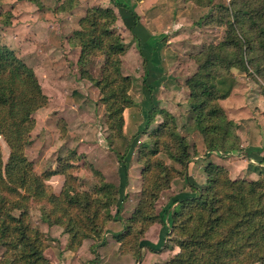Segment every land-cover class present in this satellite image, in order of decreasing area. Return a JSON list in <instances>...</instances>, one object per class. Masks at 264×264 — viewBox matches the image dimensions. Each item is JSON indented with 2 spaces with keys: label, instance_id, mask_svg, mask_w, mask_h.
Returning a JSON list of instances; mask_svg holds the SVG:
<instances>
[{
  "label": "trees",
  "instance_id": "1",
  "mask_svg": "<svg viewBox=\"0 0 264 264\" xmlns=\"http://www.w3.org/2000/svg\"><path fill=\"white\" fill-rule=\"evenodd\" d=\"M111 1L116 7L128 8ZM204 1L201 4L196 0L210 6L211 21L225 29L219 41L206 44L193 56L196 70L184 80L188 88L186 102L192 128L202 136L206 153L215 150L227 155L237 151L240 144L236 126L221 105L235 84L232 69L256 78L264 95V0ZM130 13L137 18L136 13ZM12 18L9 10L0 9L1 24L9 26ZM116 21L113 8L88 7L70 39L79 47L81 75L99 89L108 128L121 137L124 110L134 101L129 94L132 79L120 68L127 45L113 28ZM129 30L137 40L132 26ZM140 54L144 60V86L147 59ZM98 55H103L104 61L100 77L94 79L84 65ZM47 102L33 68L12 48L0 43V137L8 148L4 159L0 145V264H56L46 253L48 237L31 224L33 206L44 223L58 226L67 234L65 247L73 252L84 240L100 238L111 220L122 219L123 187L121 192L94 170L93 188L80 190L75 151L58 155L54 168L35 170L26 149L32 142L34 113ZM157 113L161 119L156 122ZM61 125L65 130L64 122ZM137 133L146 134L136 149L141 187L136 206L124 219L123 230L113 235L118 252L132 254L137 263L141 247L156 252L168 240L177 250L166 264H264V176L233 177L227 166L207 161L203 165L206 181L198 187L187 173L195 157L187 136L178 131L173 113L156 108L155 103ZM133 138L130 152L138 135ZM124 156L117 153L126 169ZM53 175L63 177L58 192L47 183ZM176 178L183 179L190 191L174 194L157 212L155 205L161 192L169 189ZM114 204L116 210L112 213ZM155 222L161 223L164 235L152 244L142 237Z\"/></svg>",
  "mask_w": 264,
  "mask_h": 264
},
{
  "label": "rangeland",
  "instance_id": "2",
  "mask_svg": "<svg viewBox=\"0 0 264 264\" xmlns=\"http://www.w3.org/2000/svg\"><path fill=\"white\" fill-rule=\"evenodd\" d=\"M205 2L200 0L201 4ZM215 2H219V0ZM220 2H228V0H220ZM201 4L196 0H173L169 5L162 4L163 10L169 15L161 23L168 26L171 22L170 27L177 23V27L171 28L166 33L162 51L160 47L152 50L151 42L148 46L139 47L149 62V66L152 65L151 69L154 70L149 74L151 70L147 68L149 71L146 76V85L143 86V57L136 46L129 50L134 44L132 33L125 27L129 25V18L123 19L124 17L111 4L110 0H38L37 4L25 0L0 1L2 12L9 10L13 15L9 26L0 23V43L12 48L28 66L33 68L43 92L48 97L47 104L34 113L36 123L31 132L32 142L26 149L27 156L33 161L35 170L40 172L54 168L58 155H64L68 150H73L78 158L79 167L76 174L79 178L80 190L93 188L95 181L93 171L96 170L101 172L107 181L119 187L121 192L122 187L125 191L120 212L122 219L111 220L100 238L84 240L86 243L79 253L81 264H103L104 262L105 264H122L123 260L118 259V256L122 258L131 256L132 264H166L165 261L177 250L176 246L174 247L168 240H166L165 247L156 252L144 246L141 247L136 263L132 254H118V249L115 250L114 236L108 233H118L123 230L124 219L131 215L139 198L141 167L137 162L136 149L146 139V134L137 132L141 125L139 123L144 120L146 112L153 103L156 104V108H163L156 97L160 91H157L158 83L162 79V73L158 74L162 70L155 66L160 51L164 87L171 88L173 86L176 90L188 89L184 80L196 70L193 56L206 44L219 41L224 34L225 27L217 24L216 21H211L208 16L211 7ZM91 6L113 8L117 16L113 28L122 36L127 45V51L122 57L120 68L124 75H129L132 79L129 94L133 98L135 109L132 107V112L129 115L126 113V116L130 118V124L126 128L123 127L121 137L115 136V133L108 128L105 122L106 110L100 101L99 89L94 82L81 75V67L77 63L79 47L73 45L70 39L72 31L78 26V19ZM157 7L139 10V17L144 19V23L145 18L151 19L155 16ZM214 12L216 11L214 10ZM178 16L180 19L176 22ZM161 23L158 21L154 27L159 28ZM173 32L175 34L172 35ZM103 61V55L90 57L84 68L89 75L97 79L100 77ZM246 76L253 79L249 75ZM260 86L262 87V84ZM187 95L188 92L179 94L181 97L178 107L175 109L176 114L173 113V115L176 118L178 131L187 136L191 145L190 150L197 156L199 153L194 142L201 135L192 128L186 102ZM144 96L145 100L141 102ZM176 98L177 96L172 100L179 99ZM155 119L157 122L161 116L157 113ZM63 122L65 130L61 125ZM137 135L142 136L138 139L135 149L133 148L134 150L130 152L133 136ZM0 145L3 158L6 159L8 148L1 137ZM117 153L119 155L124 153L123 160L128 164V168L125 169L122 162H119L122 164L120 172L116 164ZM202 158L203 161L212 160L207 153ZM193 168L192 165L191 170ZM177 179L181 180V178H176L173 182ZM62 180L61 175H53L47 180V183L53 191L58 192ZM179 185L175 184L174 190L178 189ZM171 188L172 185L169 189L161 192L155 205L157 212L164 207L169 196L173 193ZM119 196L117 194L116 199ZM115 210L114 204L111 209L112 213H115ZM30 214L31 224L48 237L47 255L56 256L57 252L61 254L63 248L68 250L62 243L64 233L61 228L58 227V231L52 233L50 227L41 220L39 210L34 206L31 208ZM155 223L147 229L142 237L143 240L149 239L155 242L158 235L160 238L164 235V229L159 230L160 222ZM1 252L0 248V254Z\"/></svg>",
  "mask_w": 264,
  "mask_h": 264
},
{
  "label": "crops",
  "instance_id": "3",
  "mask_svg": "<svg viewBox=\"0 0 264 264\" xmlns=\"http://www.w3.org/2000/svg\"><path fill=\"white\" fill-rule=\"evenodd\" d=\"M114 1L124 4L125 6L128 7V8L116 7L114 5V2L111 1V4L114 5L117 11H119L121 15L124 17L123 19L129 18V25L128 26L126 25L125 27L129 29V26H132L138 37L137 40L134 39V44L129 48V50H132L136 46L140 53L141 51L139 50V47L143 45L148 46V44L151 42L150 47L152 48V50H155L156 48L160 47L161 48L160 50L162 51L164 46L163 39L166 36V33H168V31L171 30V28L177 27V23H175L172 27H170V25L172 24L171 22L168 24V26L165 25L164 23H161L163 19L169 15L168 12H165L163 10L162 4L165 3L169 5L173 0H135V1L114 0ZM154 6H158L156 8L155 16H153V18L151 19L145 18V23H144V19L139 17L138 14L139 10L147 9V7L150 9ZM130 12L136 13L137 18H134ZM179 19L180 18L178 16L176 17L175 21L177 22ZM158 21L159 23H161V25L159 26V28H155L154 24L157 23ZM173 34L175 33L173 32L172 35ZM161 51H160V55L156 58V62H155L156 68L162 70L161 72L158 73V74L162 73L161 76L162 79H160L161 81L158 83L157 91L158 90L160 91L158 92V96L156 97L161 107L176 114L175 109L178 107V102L181 97L179 96V94H181L182 92L183 93L188 92V89L183 88L176 90V88H174L173 86L171 88L164 87L162 83L163 64L161 58ZM146 66L151 70L149 74L151 72L152 73L154 72V70L151 69L152 65L149 66L148 61ZM232 70L233 73L235 74V84L230 94L225 99L221 100V105L225 109L227 117L231 119L236 126V133L240 140L239 148L237 151L227 155H222L219 151H215V150L207 154L212 159L209 161H213L227 166L229 168L231 176L233 177L240 176L249 179H255L260 174L264 176V95L261 93L260 84L256 80H253L252 78L246 76L244 73L240 72L237 68H233ZM176 96L179 99L176 98L177 99L176 101L172 100ZM144 100H145V96L141 102H143ZM134 104L135 103H133V105ZM133 105L124 110V124H125L124 128H126V126H129L130 124V118L126 116V113L127 115H129L130 112H132L131 109ZM133 109L135 108L133 107ZM142 123L143 121L139 124ZM197 135L199 136V134ZM141 136H138V139ZM200 137H197V139L194 142V145L199 154L195 156L194 159L189 163L188 171H187L188 177L193 182H195L198 187L202 186L206 181V175L203 172V165L207 162V160L203 161L202 158V156L206 153V151H205V144L203 142V139L202 137L201 138ZM116 162L119 171L122 164L119 163L118 159L116 160ZM192 165L194 168L191 170ZM127 168H128V164H126V169ZM175 184L177 185L180 184L179 188L176 190H174ZM171 190L173 191V193L169 196V198L179 192L190 191L189 187L186 185L183 179L181 180L179 179V181L178 179L175 180L172 184ZM124 195H125V191H124ZM164 207L160 208L158 211L159 212L162 211ZM159 225H160L159 230L162 231L163 226L161 225V223ZM50 231L52 233L53 232L55 233L56 231H58V226H51ZM114 233L115 232H109L108 234L114 235ZM62 238H63L62 243L63 245H65L67 241V235L64 233ZM144 240L152 244H157L158 240H160V235H158L157 241L155 242L149 239L148 240L144 239ZM85 243L86 242L84 241L77 252H73L71 250H65L63 248L61 254L57 252L56 256H53V254L51 256L48 254V256L50 257L51 261L56 264H81L80 263L81 257L79 253L82 251ZM114 245H115V250L117 251L118 243L115 241ZM148 253L151 254L150 251H148ZM118 254H124V253H118ZM143 254H145L144 251ZM118 259L123 260L122 264H132L133 262V258L131 256H124L123 258L121 256H118ZM103 264H105V262Z\"/></svg>",
  "mask_w": 264,
  "mask_h": 264
},
{
  "label": "water",
  "instance_id": "4",
  "mask_svg": "<svg viewBox=\"0 0 264 264\" xmlns=\"http://www.w3.org/2000/svg\"><path fill=\"white\" fill-rule=\"evenodd\" d=\"M140 261V260H139Z\"/></svg>",
  "mask_w": 264,
  "mask_h": 264
}]
</instances>
